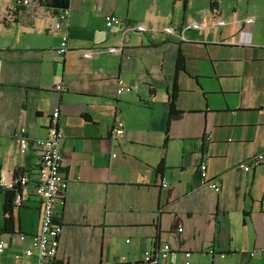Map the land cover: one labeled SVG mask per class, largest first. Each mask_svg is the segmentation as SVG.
Listing matches in <instances>:
<instances>
[{
	"label": "crops",
	"instance_id": "crops-1",
	"mask_svg": "<svg viewBox=\"0 0 264 264\" xmlns=\"http://www.w3.org/2000/svg\"><path fill=\"white\" fill-rule=\"evenodd\" d=\"M233 9L222 0H70L66 29H53L52 11L0 25V181L29 177L10 210L0 187V264L34 262L15 255L40 232L34 141L48 136L56 109L68 190L56 209L55 264H185L187 252L191 264H264L250 256L264 249V172L238 168L264 150V18ZM107 16L119 21L108 28ZM247 18L254 23L241 28ZM137 24L147 30H129ZM121 45V55L83 56ZM119 80L132 91L119 95ZM202 162L219 193L200 187ZM154 247L156 263H147Z\"/></svg>",
	"mask_w": 264,
	"mask_h": 264
},
{
	"label": "built area",
	"instance_id": "built-area-1",
	"mask_svg": "<svg viewBox=\"0 0 264 264\" xmlns=\"http://www.w3.org/2000/svg\"><path fill=\"white\" fill-rule=\"evenodd\" d=\"M45 0H0V25H12L17 19L26 14L32 18L41 17L44 14L51 12L44 5ZM53 29L56 31L66 29L69 26L70 11L69 9L60 12L57 15L52 14ZM119 19L115 16H107L105 23L108 28L117 23ZM254 23L253 18H247L240 24L241 28L250 26ZM218 26H224L223 20L217 21ZM192 27H197L196 23ZM133 32L143 33L147 29L143 24H137L129 28ZM164 32L171 33L173 29L165 28ZM124 39L127 37V31L123 33ZM64 47L61 52L67 50V37L63 38ZM123 52V45L107 49H86L83 51V56L86 59H92L101 53H109L121 55ZM56 91H64L62 85L56 86ZM132 91V87L127 86L122 80L118 81L117 93L122 95ZM60 118V111L56 109L54 113L48 118V136L44 139L34 141L35 146L40 152L39 167L37 170V192L42 204V220L40 232L30 237V246L23 251L22 255H15L16 260L21 258L33 259V264H55L59 255V236L61 234L62 226L56 216V209L63 207L66 203V195L68 190V180L65 174L64 155H63V140L65 138L64 130L58 125ZM117 138L124 136V124L118 122L115 128ZM15 140L18 145V151L24 155L29 149V138L26 136V130L21 128L15 134ZM238 168L245 173H260L264 172V150L253 155L249 159L243 161L238 165ZM200 172V187H206L210 190L219 193L221 188L218 184L209 178L207 164L202 162L199 165ZM29 182L28 176H21L15 179L10 184L0 181V187L11 189L14 186L25 187ZM164 187L168 184L164 183ZM15 204L21 205V197L16 195ZM182 232V227L179 228ZM20 242H26V235H19ZM6 247V242L0 235V253H3ZM166 248L164 251H167ZM257 254L264 255V249H258L250 253L251 257ZM156 249L148 251L145 254V261L147 263H156ZM186 259L185 264H191V253L187 252L184 255Z\"/></svg>",
	"mask_w": 264,
	"mask_h": 264
},
{
	"label": "trees",
	"instance_id": "trees-1",
	"mask_svg": "<svg viewBox=\"0 0 264 264\" xmlns=\"http://www.w3.org/2000/svg\"><path fill=\"white\" fill-rule=\"evenodd\" d=\"M43 5L50 11L53 12V14L57 15L62 11H65L69 9L70 5V0H45L43 1ZM212 6L216 7L217 4L215 2L212 3ZM185 70V58L184 56L180 53L177 58L176 62V74L174 77V83H173V88H172V93L170 94L169 97V107H170V114H176L178 111L176 109V101H177V96L179 93V89L177 86V75ZM162 166H160V169ZM6 204L8 210L12 208L13 202L16 198V195L20 191L19 186H14L11 189H6ZM156 249V247H154Z\"/></svg>",
	"mask_w": 264,
	"mask_h": 264
},
{
	"label": "rangeland",
	"instance_id": "rangeland-1",
	"mask_svg": "<svg viewBox=\"0 0 264 264\" xmlns=\"http://www.w3.org/2000/svg\"><path fill=\"white\" fill-rule=\"evenodd\" d=\"M221 1V0H220ZM224 7L229 13H233V8L236 6L244 14H259L264 18V0H222ZM241 31V30H240ZM259 31V30H258ZM264 33V30H261Z\"/></svg>",
	"mask_w": 264,
	"mask_h": 264
}]
</instances>
